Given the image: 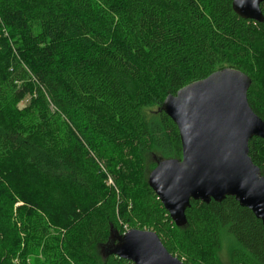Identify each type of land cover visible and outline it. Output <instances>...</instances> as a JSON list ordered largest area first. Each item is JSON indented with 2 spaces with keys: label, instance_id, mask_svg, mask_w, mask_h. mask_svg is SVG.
Segmentation results:
<instances>
[{
  "label": "trees",
  "instance_id": "obj_1",
  "mask_svg": "<svg viewBox=\"0 0 264 264\" xmlns=\"http://www.w3.org/2000/svg\"><path fill=\"white\" fill-rule=\"evenodd\" d=\"M225 67L264 120V21L233 0H0V175L34 264H134L101 254L113 229L152 230L185 264H224L226 234L229 264H264L263 224L234 197L191 200L178 227L148 184L147 153L182 156L165 98ZM249 154L264 175V139ZM14 252L0 241V264H27Z\"/></svg>",
  "mask_w": 264,
  "mask_h": 264
},
{
  "label": "water",
  "instance_id": "obj_2",
  "mask_svg": "<svg viewBox=\"0 0 264 264\" xmlns=\"http://www.w3.org/2000/svg\"><path fill=\"white\" fill-rule=\"evenodd\" d=\"M262 4L264 0H233V9L244 19L263 22ZM251 85L247 74L225 67L165 98L161 110L178 127L182 156H156L148 184L176 226H186L191 200L210 203L234 197L264 228V175L249 154V141L264 139V120L249 104ZM100 248L105 258L116 255L134 264H185L152 230L120 234L113 229Z\"/></svg>",
  "mask_w": 264,
  "mask_h": 264
},
{
  "label": "rangeland",
  "instance_id": "obj_3",
  "mask_svg": "<svg viewBox=\"0 0 264 264\" xmlns=\"http://www.w3.org/2000/svg\"><path fill=\"white\" fill-rule=\"evenodd\" d=\"M29 103V100L24 101L21 106H24ZM158 106L152 108H146L144 110L146 115H151L154 111H157ZM146 163L148 166V171L154 169V165L157 164L156 156L153 154L145 155ZM110 181L113 180L110 178ZM9 189L7 183L4 182L2 176L0 175V241H3L7 244L9 248H14V260L21 262L25 260L28 263H35V260H39L40 254H37L38 257H33L30 246L28 245L29 233L28 224L31 221H28L26 224V216L20 210L21 207L25 204L23 201L16 198L13 193L14 198L9 202L7 198ZM31 230H34L31 228ZM31 230L29 231L31 233ZM234 242L226 234L223 235L222 248L220 251V257L224 264H229L230 260V251L233 247ZM101 251V248H100Z\"/></svg>",
  "mask_w": 264,
  "mask_h": 264
}]
</instances>
